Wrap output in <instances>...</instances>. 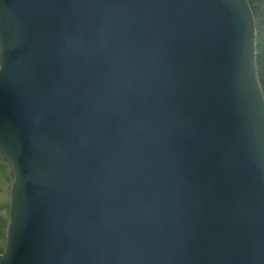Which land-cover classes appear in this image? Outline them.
<instances>
[{"label": "water", "instance_id": "obj_1", "mask_svg": "<svg viewBox=\"0 0 264 264\" xmlns=\"http://www.w3.org/2000/svg\"><path fill=\"white\" fill-rule=\"evenodd\" d=\"M248 0H0V264H264Z\"/></svg>", "mask_w": 264, "mask_h": 264}, {"label": "rangeland", "instance_id": "obj_2", "mask_svg": "<svg viewBox=\"0 0 264 264\" xmlns=\"http://www.w3.org/2000/svg\"><path fill=\"white\" fill-rule=\"evenodd\" d=\"M255 15L257 28V67L260 83L264 92V0H248ZM13 182V171L8 162L0 153V224L2 230L0 232V254L4 252L5 241V223L9 220L7 216L8 192L9 186ZM5 210V214L2 211ZM3 215V216H2Z\"/></svg>", "mask_w": 264, "mask_h": 264}, {"label": "flooded vegetation", "instance_id": "obj_3", "mask_svg": "<svg viewBox=\"0 0 264 264\" xmlns=\"http://www.w3.org/2000/svg\"><path fill=\"white\" fill-rule=\"evenodd\" d=\"M5 208L7 209V216L10 220V186H9V192H8V204H7V207H5ZM2 214H5V210L2 211ZM1 220H2V217H0V224L2 222ZM9 220H7V222L5 223V241H6L7 225L9 223ZM1 230H2V228L0 226V232H1Z\"/></svg>", "mask_w": 264, "mask_h": 264}, {"label": "trees", "instance_id": "obj_4", "mask_svg": "<svg viewBox=\"0 0 264 264\" xmlns=\"http://www.w3.org/2000/svg\"><path fill=\"white\" fill-rule=\"evenodd\" d=\"M252 6V5H251Z\"/></svg>", "mask_w": 264, "mask_h": 264}]
</instances>
